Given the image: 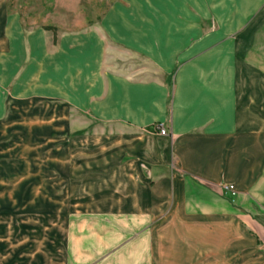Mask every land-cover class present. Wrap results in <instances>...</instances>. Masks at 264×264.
Wrapping results in <instances>:
<instances>
[{"label": "crops", "instance_id": "0c3cea01", "mask_svg": "<svg viewBox=\"0 0 264 264\" xmlns=\"http://www.w3.org/2000/svg\"><path fill=\"white\" fill-rule=\"evenodd\" d=\"M123 1L104 22L127 72L94 62L93 90L70 102L91 123L47 175L68 216L65 253L264 264V0ZM84 83L66 79L64 97Z\"/></svg>", "mask_w": 264, "mask_h": 264}, {"label": "rangeland", "instance_id": "374dc122", "mask_svg": "<svg viewBox=\"0 0 264 264\" xmlns=\"http://www.w3.org/2000/svg\"><path fill=\"white\" fill-rule=\"evenodd\" d=\"M120 2L0 0V264H80L64 251L68 216L62 198L49 195L57 183L49 187L47 175L67 137L79 134V120L91 123L70 102L93 90L94 62L127 72L126 48L104 22ZM97 45L103 51L95 60ZM137 57L130 56L132 67ZM69 77L87 82L72 99L62 93ZM103 258L84 264H108Z\"/></svg>", "mask_w": 264, "mask_h": 264}, {"label": "built area", "instance_id": "2783aa9c", "mask_svg": "<svg viewBox=\"0 0 264 264\" xmlns=\"http://www.w3.org/2000/svg\"><path fill=\"white\" fill-rule=\"evenodd\" d=\"M157 132L159 135L166 134L165 129L161 125L157 126ZM221 188L224 192L227 191L230 194H235L234 186L232 184H223ZM263 251H264V245H263Z\"/></svg>", "mask_w": 264, "mask_h": 264}, {"label": "trees", "instance_id": "16d2710c", "mask_svg": "<svg viewBox=\"0 0 264 264\" xmlns=\"http://www.w3.org/2000/svg\"><path fill=\"white\" fill-rule=\"evenodd\" d=\"M44 30H48L51 31L53 33V35L55 36V27L51 26V25H45L42 27Z\"/></svg>", "mask_w": 264, "mask_h": 264}]
</instances>
